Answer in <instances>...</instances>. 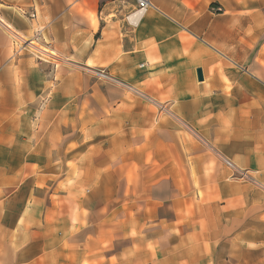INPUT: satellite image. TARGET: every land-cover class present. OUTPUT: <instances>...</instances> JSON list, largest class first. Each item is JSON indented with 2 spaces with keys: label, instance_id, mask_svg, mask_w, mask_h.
Masks as SVG:
<instances>
[{
  "label": "crops",
  "instance_id": "obj_1",
  "mask_svg": "<svg viewBox=\"0 0 264 264\" xmlns=\"http://www.w3.org/2000/svg\"><path fill=\"white\" fill-rule=\"evenodd\" d=\"M232 1L0 0V264H264V0Z\"/></svg>",
  "mask_w": 264,
  "mask_h": 264
},
{
  "label": "built area",
  "instance_id": "obj_2",
  "mask_svg": "<svg viewBox=\"0 0 264 264\" xmlns=\"http://www.w3.org/2000/svg\"><path fill=\"white\" fill-rule=\"evenodd\" d=\"M135 4H136V10L127 16V22L132 25L135 26L136 23L140 20V18L143 16V14L150 8H152L151 3L149 2V0H134ZM102 77H106L104 74H100ZM227 166H231L230 163L226 162Z\"/></svg>",
  "mask_w": 264,
  "mask_h": 264
},
{
  "label": "rangeland",
  "instance_id": "obj_3",
  "mask_svg": "<svg viewBox=\"0 0 264 264\" xmlns=\"http://www.w3.org/2000/svg\"><path fill=\"white\" fill-rule=\"evenodd\" d=\"M236 1H237V0H236ZM236 1H232V3H233V4H237ZM247 1L250 2L249 8H254L255 6H257V4L260 3L259 0H247ZM262 17H264V13H263ZM42 53H45V52H42ZM35 54H38V53L35 52Z\"/></svg>",
  "mask_w": 264,
  "mask_h": 264
},
{
  "label": "water",
  "instance_id": "obj_4",
  "mask_svg": "<svg viewBox=\"0 0 264 264\" xmlns=\"http://www.w3.org/2000/svg\"><path fill=\"white\" fill-rule=\"evenodd\" d=\"M197 79H198L199 81L202 80V74H201V71H200V70H197Z\"/></svg>",
  "mask_w": 264,
  "mask_h": 264
}]
</instances>
